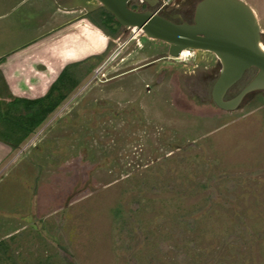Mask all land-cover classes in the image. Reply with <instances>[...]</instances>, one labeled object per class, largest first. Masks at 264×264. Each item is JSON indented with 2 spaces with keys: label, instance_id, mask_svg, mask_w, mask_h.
<instances>
[{
  "label": "rangeland",
  "instance_id": "374dc122",
  "mask_svg": "<svg viewBox=\"0 0 264 264\" xmlns=\"http://www.w3.org/2000/svg\"><path fill=\"white\" fill-rule=\"evenodd\" d=\"M242 1L264 49V0ZM96 6L0 0V64L13 55L20 73L31 72L25 56L52 66L10 85L0 71V110L43 97L67 66L65 83L75 80L17 148L0 134V264H264V91L218 109L212 53L174 58L135 28L105 33L91 22ZM70 7L81 12L53 34L72 31L79 51L61 49L60 64L31 42Z\"/></svg>",
  "mask_w": 264,
  "mask_h": 264
},
{
  "label": "water",
  "instance_id": "95a60500",
  "mask_svg": "<svg viewBox=\"0 0 264 264\" xmlns=\"http://www.w3.org/2000/svg\"><path fill=\"white\" fill-rule=\"evenodd\" d=\"M121 27L137 28L148 39L169 45L168 55L179 57L184 49L212 53L220 64L211 89L213 104L234 111L248 96L264 91V51L254 11L242 0H202L196 7L193 24L176 25L150 13H135L127 0H96ZM256 73L233 97L228 91L250 70Z\"/></svg>",
  "mask_w": 264,
  "mask_h": 264
},
{
  "label": "trees",
  "instance_id": "16d2710c",
  "mask_svg": "<svg viewBox=\"0 0 264 264\" xmlns=\"http://www.w3.org/2000/svg\"><path fill=\"white\" fill-rule=\"evenodd\" d=\"M98 18V21L91 19V22L105 33L114 34L116 30L112 28V25L120 27L106 12H101ZM70 67L67 66L58 75L43 97L33 100L14 98L7 103L5 111L0 110L2 142L12 149L17 148L64 101L68 87H73L75 84V80L72 81L71 85L65 83Z\"/></svg>",
  "mask_w": 264,
  "mask_h": 264
},
{
  "label": "crops",
  "instance_id": "0c3cea01",
  "mask_svg": "<svg viewBox=\"0 0 264 264\" xmlns=\"http://www.w3.org/2000/svg\"><path fill=\"white\" fill-rule=\"evenodd\" d=\"M76 12L77 13L81 12L79 7H77V8H71V7L70 8H62V9H56V11H53L49 15V18L47 21V23L50 24V27L44 28L45 33L42 34V36H40V38H39L40 40H38L39 42L38 41L33 42V43L31 42V44H34L37 47H39L40 52L42 51L43 54H45L46 56L48 55L47 58H50V57L53 58L54 57L53 60L55 62L57 61V63L59 62L60 64H62L61 63L62 60L60 58H58L59 57L58 53L61 51V49L64 51L65 48H69V52L73 53V51H76V52L79 51V49L77 47L79 45L77 44L78 41H75V40H77V38L75 37L76 35L72 31L65 32L63 34L55 32L53 34V32H54L53 30L58 28L54 25L58 24L59 27H61L62 25H66V24L73 22V20H75V19H73V16H74L73 14H75ZM78 18H79V16L78 17L76 16V19H78ZM64 20H66V21H64ZM47 30L52 31V33L50 32L51 34L49 35ZM59 46H61V48ZM53 48H55V49L52 50ZM42 53L40 54V57H41ZM30 57L31 56L23 57L24 66L26 65L25 63H28V60L30 61V64H31L29 67V68H31L29 70V71H31L30 73H28V72L20 73V71H17V69L15 68V60L16 59L14 58L13 55L9 56L7 59L4 60L3 63L0 64V71L2 72V75L6 78L7 83L9 85L12 84L11 79H13L15 77L23 78V79L36 78L39 81L42 78L46 77V75H47L46 70L52 69V66L46 65V63H44V62H48V61H46V60L44 61L41 58L37 59L38 57H36V59L34 57L32 59H30ZM39 65H42L44 70H42V69L37 70L36 67H38ZM58 72H60V71H58ZM57 75H58V73L56 74V77H57ZM17 98H22V97H17Z\"/></svg>",
  "mask_w": 264,
  "mask_h": 264
},
{
  "label": "flooded vegetation",
  "instance_id": "af4514ba",
  "mask_svg": "<svg viewBox=\"0 0 264 264\" xmlns=\"http://www.w3.org/2000/svg\"><path fill=\"white\" fill-rule=\"evenodd\" d=\"M201 1L202 0H127L126 7L135 13H139V14L150 13L159 16L164 20H167L176 25H182L184 23L191 25L194 22L196 7ZM97 4L98 6L91 8L90 11L94 13L106 12L110 14L98 2ZM166 45L168 46L167 47V53H168L169 45L168 44Z\"/></svg>",
  "mask_w": 264,
  "mask_h": 264
},
{
  "label": "bare ground",
  "instance_id": "6f19581e",
  "mask_svg": "<svg viewBox=\"0 0 264 264\" xmlns=\"http://www.w3.org/2000/svg\"><path fill=\"white\" fill-rule=\"evenodd\" d=\"M256 16V15H255ZM257 18V17H256ZM136 32L142 33L141 30H138L137 28H135ZM261 49L264 51V49L262 48V45L260 44ZM186 51H189V49H184L180 52V55L182 56ZM179 55V56H180Z\"/></svg>",
  "mask_w": 264,
  "mask_h": 264
}]
</instances>
